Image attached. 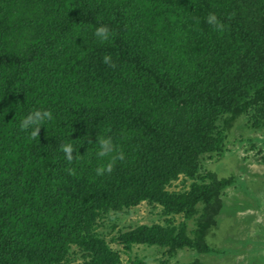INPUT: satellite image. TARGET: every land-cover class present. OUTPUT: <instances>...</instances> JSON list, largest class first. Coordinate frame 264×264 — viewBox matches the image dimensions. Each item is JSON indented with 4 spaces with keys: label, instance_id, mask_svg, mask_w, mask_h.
<instances>
[{
    "label": "trees",
    "instance_id": "16d2710c",
    "mask_svg": "<svg viewBox=\"0 0 264 264\" xmlns=\"http://www.w3.org/2000/svg\"><path fill=\"white\" fill-rule=\"evenodd\" d=\"M35 109L53 120L33 140L19 120ZM241 113L264 125V0H0V264H128L114 241L211 251L204 235L234 178L201 159L224 151ZM104 133L126 159L97 177ZM180 176L194 181L169 190ZM142 202L198 213L197 240L184 223L108 240L115 214Z\"/></svg>",
    "mask_w": 264,
    "mask_h": 264
},
{
    "label": "rangeland",
    "instance_id": "374dc122",
    "mask_svg": "<svg viewBox=\"0 0 264 264\" xmlns=\"http://www.w3.org/2000/svg\"><path fill=\"white\" fill-rule=\"evenodd\" d=\"M229 139L222 153L205 154L202 172L218 177L234 178V183L222 190V207L214 225L205 232L204 241L211 251L184 246L170 254L169 246L134 244L129 252L117 242L111 245L122 253L128 264H264V125L255 126L250 114L241 113L229 119ZM194 180L180 176L169 190H187ZM195 215H198L195 214ZM166 214L159 204L142 202L123 213L115 214V229L127 230L139 225H186V235L197 240L199 225L195 217ZM109 230V226L106 227Z\"/></svg>",
    "mask_w": 264,
    "mask_h": 264
},
{
    "label": "clouds",
    "instance_id": "9594fccd",
    "mask_svg": "<svg viewBox=\"0 0 264 264\" xmlns=\"http://www.w3.org/2000/svg\"><path fill=\"white\" fill-rule=\"evenodd\" d=\"M205 19L206 23L215 30H220L222 28V24L216 14L209 13ZM111 35L112 33L107 25L100 24L95 28L94 36L100 43L109 40ZM102 62L106 65L114 66L110 55H104L102 57ZM18 109L19 105L14 108L15 112ZM52 120L53 114L50 110H30L26 116H23V118L19 120V130L27 132L29 138L35 140L39 137L40 129L42 127L44 128L48 122ZM95 146V156L98 162L94 168V172L97 177L111 173L118 161H124L126 159L124 151L114 142L113 137L107 135V133L100 134L96 137ZM59 150L63 152L64 159L67 162L71 163L73 161L74 149L71 143L60 144ZM69 171L71 172L72 170L69 169Z\"/></svg>",
    "mask_w": 264,
    "mask_h": 264
}]
</instances>
